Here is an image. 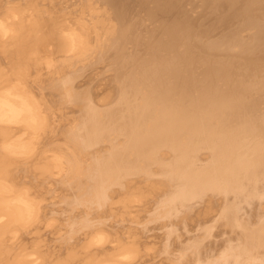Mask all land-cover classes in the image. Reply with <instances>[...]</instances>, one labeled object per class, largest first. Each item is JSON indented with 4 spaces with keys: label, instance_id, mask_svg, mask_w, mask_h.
<instances>
[{
    "label": "bare ground",
    "instance_id": "6f19581e",
    "mask_svg": "<svg viewBox=\"0 0 264 264\" xmlns=\"http://www.w3.org/2000/svg\"><path fill=\"white\" fill-rule=\"evenodd\" d=\"M0 264H264V0H0Z\"/></svg>",
    "mask_w": 264,
    "mask_h": 264
}]
</instances>
